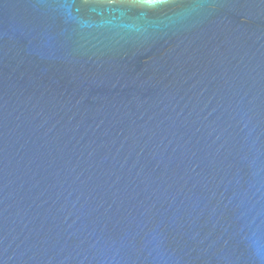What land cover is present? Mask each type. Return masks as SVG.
Here are the masks:
<instances>
[{
    "label": "water",
    "instance_id": "water-1",
    "mask_svg": "<svg viewBox=\"0 0 264 264\" xmlns=\"http://www.w3.org/2000/svg\"><path fill=\"white\" fill-rule=\"evenodd\" d=\"M0 264H264V0H0Z\"/></svg>",
    "mask_w": 264,
    "mask_h": 264
}]
</instances>
